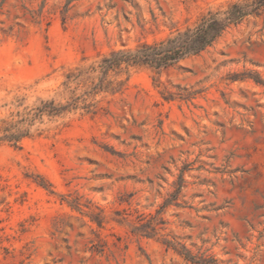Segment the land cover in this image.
Returning a JSON list of instances; mask_svg holds the SVG:
<instances>
[{
  "label": "rangeland",
  "instance_id": "374dc122",
  "mask_svg": "<svg viewBox=\"0 0 264 264\" xmlns=\"http://www.w3.org/2000/svg\"><path fill=\"white\" fill-rule=\"evenodd\" d=\"M67 1L0 0V118L21 109L17 94H53L82 59L165 38L230 0ZM117 78L95 113L0 142V264H195L165 239L218 264H264V12L173 67Z\"/></svg>",
  "mask_w": 264,
  "mask_h": 264
},
{
  "label": "trees",
  "instance_id": "16d2710c",
  "mask_svg": "<svg viewBox=\"0 0 264 264\" xmlns=\"http://www.w3.org/2000/svg\"><path fill=\"white\" fill-rule=\"evenodd\" d=\"M261 12H264V0H230L225 5L208 9L199 16L195 24L176 29L165 38L113 49L93 60L82 59L76 65L64 69L62 79L53 89V94L37 96L29 105H24L25 94L14 97L15 107L21 109L0 118V142L19 146L23 138L43 131L38 125L43 121H54L77 111L95 113L100 101L97 99L99 95H112L122 90L124 81L118 80L119 74L138 66L157 71L173 67L180 60L198 55L211 46L230 26L237 25L246 16ZM178 97L181 98V95ZM182 182L181 179L175 192L171 194L173 198L178 195ZM167 203L168 200L163 206ZM96 222L99 226L100 221ZM162 223L164 221L160 219L159 224ZM142 226L155 230L151 221ZM164 244L191 263L218 264L209 254L192 255L173 240L165 239Z\"/></svg>",
  "mask_w": 264,
  "mask_h": 264
}]
</instances>
